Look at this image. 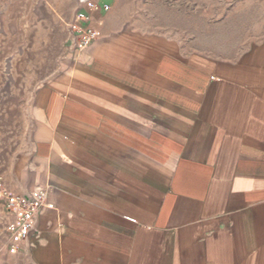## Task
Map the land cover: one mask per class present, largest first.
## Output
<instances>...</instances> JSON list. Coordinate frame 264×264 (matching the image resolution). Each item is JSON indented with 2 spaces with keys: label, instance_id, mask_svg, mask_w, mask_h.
<instances>
[{
  "label": "crops",
  "instance_id": "0c3cea01",
  "mask_svg": "<svg viewBox=\"0 0 264 264\" xmlns=\"http://www.w3.org/2000/svg\"><path fill=\"white\" fill-rule=\"evenodd\" d=\"M94 1L100 37L35 88L27 169L5 183L47 206L14 253L0 211V264H264V40L186 51Z\"/></svg>",
  "mask_w": 264,
  "mask_h": 264
},
{
  "label": "rangeland",
  "instance_id": "374dc122",
  "mask_svg": "<svg viewBox=\"0 0 264 264\" xmlns=\"http://www.w3.org/2000/svg\"><path fill=\"white\" fill-rule=\"evenodd\" d=\"M112 1L186 51L239 56L264 40V0ZM79 7V0H0V176L8 185L27 169L34 91L71 48Z\"/></svg>",
  "mask_w": 264,
  "mask_h": 264
},
{
  "label": "built area",
  "instance_id": "2783aa9c",
  "mask_svg": "<svg viewBox=\"0 0 264 264\" xmlns=\"http://www.w3.org/2000/svg\"><path fill=\"white\" fill-rule=\"evenodd\" d=\"M85 8L75 13L71 24V45L77 50L88 49L100 37L92 26L95 11L110 9L109 4H98L94 0H79ZM47 206V189L37 187L28 194L11 191L0 176V211L6 215L5 231L9 238V251L14 253L22 242L27 241L36 230L38 217Z\"/></svg>",
  "mask_w": 264,
  "mask_h": 264
},
{
  "label": "water",
  "instance_id": "95a60500",
  "mask_svg": "<svg viewBox=\"0 0 264 264\" xmlns=\"http://www.w3.org/2000/svg\"><path fill=\"white\" fill-rule=\"evenodd\" d=\"M82 1H87V0H82Z\"/></svg>",
  "mask_w": 264,
  "mask_h": 264
}]
</instances>
